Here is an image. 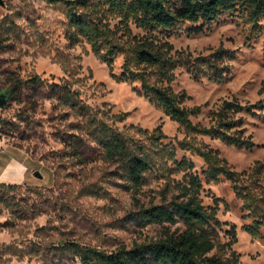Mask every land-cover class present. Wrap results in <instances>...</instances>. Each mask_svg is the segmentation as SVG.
<instances>
[{
    "label": "rangeland",
    "instance_id": "374dc122",
    "mask_svg": "<svg viewBox=\"0 0 264 264\" xmlns=\"http://www.w3.org/2000/svg\"><path fill=\"white\" fill-rule=\"evenodd\" d=\"M189 27L186 23L170 37L175 48L196 57L222 46L232 51L233 58L221 62L229 66L222 82L195 80L187 67L179 66L173 87L186 93L187 107L201 106L191 119L202 125L211 123L210 110L222 99L235 97L242 104H255L252 114L240 113L244 135L255 143L252 148H235L206 135L197 137L218 149L234 169H248L255 160L264 159V17L260 32L251 40L247 25L234 12L224 13L199 33L189 32ZM66 28L60 4L44 0L0 3V93L7 94L0 107V144L24 149L34 171L42 174L36 184H20L7 197L0 193V264H81L62 250V242L112 251L157 238L162 226H141L136 212L141 205L171 199L179 193L177 181L183 179L182 172L167 178L155 170L135 191L119 163L102 158L101 146L87 132L86 118L62 104L52 84L68 80L99 116L127 132L160 127L170 137L166 143H175L172 138L182 139L184 134L175 121L137 93L139 82L112 76L120 74L122 56L110 71L85 39L70 43ZM36 76L44 83L32 82ZM117 114H125L124 120L117 121ZM182 157L195 165L192 171L201 180L202 203L216 206L219 220L225 222L220 231L223 239L228 238L225 230L230 225L236 227L237 241L225 256L235 264H264V233L252 237L244 229L251 219L244 216L242 201L230 181L225 177L209 180L204 160L177 147L176 158Z\"/></svg>",
    "mask_w": 264,
    "mask_h": 264
},
{
    "label": "trees",
    "instance_id": "16d2710c",
    "mask_svg": "<svg viewBox=\"0 0 264 264\" xmlns=\"http://www.w3.org/2000/svg\"><path fill=\"white\" fill-rule=\"evenodd\" d=\"M63 6L67 19L65 37L70 43L85 39L94 54L109 67L122 56L120 74L111 73L118 81L139 82L138 94L160 108L178 124L184 134L182 139L168 137L160 127L151 131L136 127L133 132L121 129L99 116L96 109L84 102L78 91L66 80L52 84L58 88L60 102L86 118L88 134L101 146L102 158L118 162L122 173L135 191L142 186L147 174L158 171L163 176L183 173L177 181L179 193L171 199L141 205L136 219L141 226L159 224L163 232L159 237L108 251L96 246H79L62 242L64 252L81 264H235L225 254L237 241L235 225L225 230L228 238L220 235L222 225L216 206H206L199 197L201 180L192 170L195 165L186 157L176 158L177 147L200 156L207 165L206 176L217 181L227 178L241 201L244 216L251 219L244 229L252 237L264 233V159L245 170H236L199 135H206L235 148L250 149L253 140L244 135L242 112L252 114L255 104L245 105L237 98H225L210 110L211 123H194L192 115L201 112V106L187 107L183 91H176L173 82L176 69L187 67L195 80L207 78L222 82L229 72L223 58L231 60L232 51L222 46L208 55L192 56L175 48L170 37L190 24L188 31L199 33L227 12L237 14L247 25V39L260 32V20L264 17V0H44ZM62 64H65L62 62ZM64 69L68 70L64 65ZM68 74L72 71L68 70ZM34 83H44L36 76ZM122 121L125 114L114 115ZM138 133V134H137ZM264 144V143H263ZM19 184L0 182V193ZM172 225H176L171 229Z\"/></svg>",
    "mask_w": 264,
    "mask_h": 264
},
{
    "label": "crops",
    "instance_id": "0c3cea01",
    "mask_svg": "<svg viewBox=\"0 0 264 264\" xmlns=\"http://www.w3.org/2000/svg\"><path fill=\"white\" fill-rule=\"evenodd\" d=\"M32 159L17 146H5L0 150V182L25 184L38 183L34 175Z\"/></svg>",
    "mask_w": 264,
    "mask_h": 264
},
{
    "label": "water",
    "instance_id": "95a60500",
    "mask_svg": "<svg viewBox=\"0 0 264 264\" xmlns=\"http://www.w3.org/2000/svg\"><path fill=\"white\" fill-rule=\"evenodd\" d=\"M0 3H3V0H0ZM6 99H7V94H5L3 92L0 93V107L5 105ZM34 175L37 176V177H42V174L38 170H36L34 172Z\"/></svg>",
    "mask_w": 264,
    "mask_h": 264
},
{
    "label": "built area",
    "instance_id": "2783aa9c",
    "mask_svg": "<svg viewBox=\"0 0 264 264\" xmlns=\"http://www.w3.org/2000/svg\"><path fill=\"white\" fill-rule=\"evenodd\" d=\"M2 149V145L0 144V150Z\"/></svg>",
    "mask_w": 264,
    "mask_h": 264
}]
</instances>
